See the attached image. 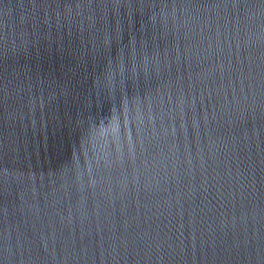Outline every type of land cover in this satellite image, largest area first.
<instances>
[{
	"label": "water",
	"instance_id": "obj_1",
	"mask_svg": "<svg viewBox=\"0 0 264 264\" xmlns=\"http://www.w3.org/2000/svg\"><path fill=\"white\" fill-rule=\"evenodd\" d=\"M0 264H264V0H0Z\"/></svg>",
	"mask_w": 264,
	"mask_h": 264
}]
</instances>
